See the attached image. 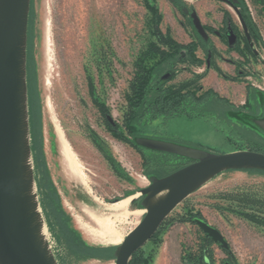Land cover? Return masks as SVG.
Returning a JSON list of instances; mask_svg holds the SVG:
<instances>
[{"label": "rangeland", "instance_id": "obj_1", "mask_svg": "<svg viewBox=\"0 0 264 264\" xmlns=\"http://www.w3.org/2000/svg\"><path fill=\"white\" fill-rule=\"evenodd\" d=\"M241 1L257 32L256 55L242 40L229 48L212 33L202 43L191 19L181 12L182 7L194 9L202 23L216 30L229 12L236 24L234 13L217 0H31L28 89L30 99L38 100L46 181L37 155L33 167L49 243L59 264H114L112 249L144 214L134 212L141 209L138 201L129 203L131 213L126 215L103 207L148 184L149 164L144 165L131 143L134 134L128 133L124 115L125 94L140 60L145 59L144 65L155 61L144 55L150 43L166 49L168 39L184 45L197 42L193 54L201 63H177L176 75L166 86L194 91L200 86L197 94L211 90L220 99L212 94L200 115L145 117L136 125L135 136L214 153L253 145L262 149L264 135L246 112L257 111L256 96L264 92V0ZM211 44L213 61L206 68ZM62 140L82 166L86 184L65 172ZM193 217L219 230L229 249L206 242ZM65 230L73 241L98 249L102 256L73 250ZM202 245L209 264H264V174L226 171L215 176L176 206L138 255L144 264H196L191 256L199 254Z\"/></svg>", "mask_w": 264, "mask_h": 264}, {"label": "water", "instance_id": "obj_2", "mask_svg": "<svg viewBox=\"0 0 264 264\" xmlns=\"http://www.w3.org/2000/svg\"><path fill=\"white\" fill-rule=\"evenodd\" d=\"M30 2L0 0V264H59L41 213L31 150L27 85ZM234 10L249 39L240 12L235 6ZM181 12L190 17L196 33L206 41L208 34L197 12L187 7H182ZM209 58L210 53L207 65ZM261 103L264 107V94ZM247 118L264 134V113L260 117L249 115ZM133 142L142 148L173 154L191 162L162 177L147 176L148 184L137 191L141 197L139 208L145 212L114 246V264H128L131 256L154 236L176 206L215 176L226 171L264 172V153L258 151L239 149L214 153L143 136L135 137ZM133 200L135 198L131 202ZM193 221L214 243L229 249L219 230L203 219L193 218Z\"/></svg>", "mask_w": 264, "mask_h": 264}, {"label": "trees", "instance_id": "obj_3", "mask_svg": "<svg viewBox=\"0 0 264 264\" xmlns=\"http://www.w3.org/2000/svg\"><path fill=\"white\" fill-rule=\"evenodd\" d=\"M160 40L162 41V39H159V41ZM200 41L203 43L202 39H200ZM164 42L167 44L166 49L160 48L155 43H150V46L148 47V50L144 55L147 56V54H150V58H155V61L144 65L145 59L143 61L140 60L138 69L137 71H135L130 82L129 92L125 94V99L127 103V113H125L124 115V122L128 133L131 135L134 134L133 139L137 137L135 136L136 125L138 123H141L145 119V117L152 119L158 114L163 115L166 118H170L177 114L191 115L195 113L200 115L202 111L201 107L204 106L205 101L209 97H211L212 94L217 99H220L217 94L213 93L211 90H206L201 94H197L196 91L200 89V86L196 89V91L173 89L169 86H166L168 81H170L176 75L177 70L175 69V65L177 63H190L191 65H197L201 62L193 54L195 47L197 46V42L195 44L190 42L186 45L179 44L171 39L165 40ZM28 80L29 78L27 61V85L29 84ZM28 106L29 125L31 133V150L33 152V160L35 158V155L40 158V167L42 168L41 172L43 173V176L41 177L44 178L43 180L46 181L47 176L45 172V166L42 160V152L40 145L41 135L38 100L37 96L35 101H32V99H30L29 89ZM32 117L37 118V128L34 134L32 127ZM108 123L110 131L116 135L118 132L115 129V125L111 124L110 122ZM35 138V146L33 147L32 142L33 140H35ZM131 143L135 148H137L141 152L144 165L147 166L149 164V169L146 170L147 176L155 175L157 177H162L191 162L189 159L180 156L164 152L151 151L142 148L136 145L133 140ZM260 147L262 146L260 145ZM246 149L264 153V144L262 149L256 147L255 145ZM241 171L257 172L264 174V172L258 170ZM140 200L141 197H139L138 200H133L131 203H135L136 201H138L139 205ZM193 218H191V220ZM65 233L68 235V232L66 230ZM68 236L69 243L73 250L92 256H102V253H99L98 249H95L82 243H77L73 241L70 235ZM203 238L206 242H213L206 234L203 235ZM203 245L198 249L200 251L199 254L197 252L196 255L191 256V259L196 264H198L200 260L203 264H206V262L208 261L207 257H203ZM105 249L108 248H102L101 250L103 251ZM138 254L139 250L131 256L128 264H144L142 257Z\"/></svg>", "mask_w": 264, "mask_h": 264}, {"label": "flooded vegetation", "instance_id": "obj_4", "mask_svg": "<svg viewBox=\"0 0 264 264\" xmlns=\"http://www.w3.org/2000/svg\"><path fill=\"white\" fill-rule=\"evenodd\" d=\"M171 1H174V0H171ZM217 1L224 3L227 6V9H230L234 13V15L236 16V19H237V23L234 24L232 22V20H230L231 18L228 17L229 12H224V16L222 18L223 20L221 22L222 25H221V29L220 30H216L212 26L204 24V23L201 22L203 24V27H204L206 33L208 34V39L206 41H204L200 37L202 39L203 43H207L208 42L209 34L212 33V34H214V36L220 42L226 43V46L229 47V48H235L236 46H238L239 41L242 40L243 43L248 47V49H251L252 53L254 55H256L257 53L255 52L253 46H254V41L257 38V32L253 28V25L251 24V21H250L249 17L244 13L243 2L241 0H237L236 3H233L232 0H228V1L217 0ZM234 6L238 9V11L241 14L242 19L244 20V22L246 24L247 32H248V35H249V39H248V37L246 36V34H245L244 30H243L242 24H241V22H240V20H239V18L237 16L235 10H234ZM188 9H189V11L193 10L192 8H188ZM184 16H188V15H184ZM225 16H226L227 20H225ZM229 40H232V44H229ZM214 51L215 50H214L213 44H211L210 47L206 50V59H207L208 53H210L209 65H207V62L205 60L206 68H209L211 66V62L213 61ZM225 61H227L229 64L230 63H234L232 60L225 59ZM263 94H264V92L260 96H256L257 100H258L257 101L258 102L257 111L256 112H252V113L251 112H246L247 114L254 115V116H259V117L263 115L264 107H263V105L261 103V98L263 97ZM108 121L111 124H114L109 117H108ZM132 196H134V195H131L129 197H132ZM126 197H128V196H126ZM126 197H124V198H126ZM122 199H120V200H122ZM120 200H118V201H120ZM118 201H116V202H118ZM206 264H209L208 261L206 262ZM225 264H229V263L225 262Z\"/></svg>", "mask_w": 264, "mask_h": 264}, {"label": "bare ground", "instance_id": "obj_5", "mask_svg": "<svg viewBox=\"0 0 264 264\" xmlns=\"http://www.w3.org/2000/svg\"><path fill=\"white\" fill-rule=\"evenodd\" d=\"M61 144H62L61 149H62V155H63V159H64L65 172L72 179L78 180V181L86 184V176L84 175L82 166L80 165L79 161L74 156L70 147L63 140H62ZM137 194H134V196H132V197L128 196L126 198H123L122 200L118 201L117 203L115 202L113 204L106 205L103 207V209L107 210L108 212H119L120 211V212H123L124 215L129 214L131 212L128 209V205H129L131 199L137 197L136 196ZM134 212H139V213L143 214L145 212V210L140 209V210H136ZM114 231H116V230H114Z\"/></svg>", "mask_w": 264, "mask_h": 264}]
</instances>
